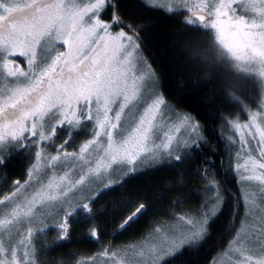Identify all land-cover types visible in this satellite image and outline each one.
<instances>
[{"label":"snow or ice","instance_id":"snow-or-ice-1","mask_svg":"<svg viewBox=\"0 0 264 264\" xmlns=\"http://www.w3.org/2000/svg\"><path fill=\"white\" fill-rule=\"evenodd\" d=\"M174 7L224 46L264 60V0H175ZM141 39L115 0H0V168L18 152L29 153L30 164L26 179L6 182L0 195V264H42L36 239L50 224L56 240L69 238L70 218L91 224L96 243L108 235L98 223L105 212L113 234L141 227L155 201L122 194L112 209L97 213L94 205L139 173L195 159L204 142L199 122L167 103ZM257 109L242 108L246 123L232 121L238 139L225 147L228 167L220 164L235 190L207 160L196 171L205 182L199 207L177 212L173 204L168 219L147 221L132 242L109 241L60 264H166L185 246L202 245L225 208L230 239L211 264H264V105Z\"/></svg>","mask_w":264,"mask_h":264},{"label":"trees","instance_id":"trees-1","mask_svg":"<svg viewBox=\"0 0 264 264\" xmlns=\"http://www.w3.org/2000/svg\"><path fill=\"white\" fill-rule=\"evenodd\" d=\"M115 2L119 5V12L125 24L135 28L142 38L140 43L143 54L159 74L161 91L167 103L199 122L204 141L199 145V151L193 152L195 159L184 166L149 169L145 173L137 174L124 188L106 191L98 198L94 205L97 213L103 209H112L116 202L122 199V194L130 196L138 194L147 200L155 201L149 213L142 218L143 225L132 228L145 231L147 221L168 219V211L173 204L177 212L187 209L190 205H200L203 200L201 190L205 182L197 177L196 171L207 160L215 161L214 164L207 166L217 173V179L226 181V187L235 190L234 177L231 174L225 176L220 164L223 161L225 168L229 165L225 147L231 142L226 139L231 131L228 132L227 123H230L229 120L235 114L243 113V106L239 105V96L235 98L232 89L220 78V73L217 72L219 68L212 67L194 56L191 52H195L187 46L188 43H192L191 46L195 45L191 39L199 40L205 49L199 48L201 46L198 44L194 50L207 49L209 54L215 52L219 57L227 58L229 65L233 66L226 54L227 50L211 30H203L198 25L183 22V19L189 16L185 11L169 12L152 6L145 0ZM103 18L108 20L110 16L105 14ZM125 30L128 31L127 28ZM204 57L209 58L206 52ZM234 69L238 70L236 67ZM253 83L250 88L252 87L255 97L253 100L247 98L248 103L255 102L259 95L256 80L253 79ZM28 156L27 152L15 153L9 158L7 168H0V195L6 190V182L16 179L23 181L26 178L25 173L30 166ZM228 220L229 211L225 208L223 213L211 222L210 234L202 245L185 246L174 257L169 258L166 264H209L212 257L226 246L230 239ZM70 223H73V230L67 239L56 240L58 232L55 227L48 228L44 235L36 239L42 264H60L61 261L74 259L71 254H81L78 251L85 250L87 254L98 252L102 245L114 241L118 236H128V232L132 230L113 234L111 212H105L98 215V223L105 226L108 235L102 236L100 243H96L87 235V228L92 226L91 224L85 225L82 221H73L72 218ZM41 242H44L42 246Z\"/></svg>","mask_w":264,"mask_h":264},{"label":"rangeland","instance_id":"rangeland-1","mask_svg":"<svg viewBox=\"0 0 264 264\" xmlns=\"http://www.w3.org/2000/svg\"><path fill=\"white\" fill-rule=\"evenodd\" d=\"M145 1L151 5L153 4V0H145ZM164 3L173 5V10L169 11V12L176 11V9L174 7L175 0H159V3H156V7H160V8H163V9L168 11V9L166 7L162 6ZM184 21H186V19H183V22ZM118 30H119L118 28H114V31H118ZM125 31H127V30H125ZM211 31L215 34V37H217L216 33L213 30H211ZM198 32H202V31L198 30ZM191 40L195 42V45H193L194 47L191 46L190 44H192V43L189 44L188 41H187V43H188L187 46L189 48H192V50L196 54L193 52H191V53L194 56H197V58L202 59L203 62L208 63L212 67L219 68L217 70V72L220 73V78L224 79L225 82L229 85V87L233 91L232 94L234 95L235 98L239 96L238 102H239L240 106H243V108L244 107L251 108L253 111H258L257 106L264 105V60H260V59L254 58V57L245 56V55L236 53L233 49H230V48L224 46L223 44H221L223 46V48L225 50H227L226 54L230 57L232 65H233V66H231V65H229V61L227 58L219 57V55L215 52H213V54L210 52V54H209V51L207 49L206 50H200L199 48L205 49V47L203 46V43H200L199 40H194V39H191ZM198 44L201 47L194 50V48H196ZM205 52L208 54L209 58L204 57ZM227 55H225V56H227ZM15 59L22 67H24L26 65V61H25L24 57L16 56ZM149 64H150V62H149ZM151 67H152V65H151ZM234 67H236L238 70L234 69ZM253 79L256 80V82L259 86V95H258L257 99H255V102L252 101V102L248 103L249 100H247V98H251L250 100H253L255 97V95L252 93V89H251L252 87L250 88V86L254 84ZM233 120H236L239 123H246L250 120V116L246 115L244 110H243L242 114H240V115L235 114L234 117L231 120H229L231 125H230V123H227V128H228V132L231 131V133L229 134V137H228V138H232L231 142H235V140L238 139V133L232 127V121ZM258 122L264 123V122L260 121V117H258ZM200 129L201 128L199 126V130ZM83 138L84 137H80V139H83ZM59 142L60 141H57V143H59ZM69 150L71 151V149H69ZM21 182H23V181H21ZM197 207H199V205H190L189 207H187V209H194ZM50 227L53 228L54 226L50 224L49 228ZM140 232H142L141 229H137V228L132 229L128 232V236H125V237L118 236V237H116V239H114V241H111V243L115 246L128 244L129 242H132L136 237H138L141 234ZM224 247H226V246H224ZM78 252L81 254L88 253L85 250L78 251ZM209 264H211V261L209 262Z\"/></svg>","mask_w":264,"mask_h":264},{"label":"water","instance_id":"water-1","mask_svg":"<svg viewBox=\"0 0 264 264\" xmlns=\"http://www.w3.org/2000/svg\"><path fill=\"white\" fill-rule=\"evenodd\" d=\"M188 14H189V15H191V13H190V12H188Z\"/></svg>","mask_w":264,"mask_h":264}]
</instances>
